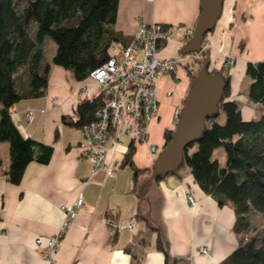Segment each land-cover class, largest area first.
<instances>
[{"label": "crops", "instance_id": "crops-1", "mask_svg": "<svg viewBox=\"0 0 264 264\" xmlns=\"http://www.w3.org/2000/svg\"><path fill=\"white\" fill-rule=\"evenodd\" d=\"M201 4V0H120L115 30L123 32L129 42L141 23L179 26L163 51L167 57L176 55L185 29L196 26ZM224 4L216 27L205 37L211 66H225L224 55L231 53L242 60L245 70L247 61L264 59V0H225ZM250 24L253 35L244 30ZM50 65L47 93L19 101L12 113L25 136L53 144L50 161L29 162L22 181L13 184L4 173L11 161L10 144L0 141V264H167L168 256L176 264H218L236 249L240 237L234 231V209L219 205L205 193L190 169L153 180L141 197L149 172L135 181L133 169L122 164L131 144L124 136L123 146L108 152L109 163L118 165L114 172L109 175L101 169L93 174L94 164L82 151V128L65 124L62 117L75 118L78 103L86 98L84 85L94 91L97 86L89 78L79 81L63 67ZM179 81H189L187 70L179 69L175 79L167 77L160 84V113L149 126V142L159 147L164 146L165 131L175 126L174 109L182 103L180 93H168ZM231 90V97L237 98L239 91ZM29 108L34 118H27ZM242 110L247 119L261 112L250 104ZM149 145H135L133 159L139 168L151 167ZM189 192L198 202L194 206ZM79 193L84 199L82 208L50 261L42 256L44 246L35 239L60 229L66 219L61 205L73 202ZM105 216L122 224L132 217L137 222L133 229L116 227L105 223ZM161 235L168 245L166 253L159 248Z\"/></svg>", "mask_w": 264, "mask_h": 264}, {"label": "trees", "instance_id": "trees-1", "mask_svg": "<svg viewBox=\"0 0 264 264\" xmlns=\"http://www.w3.org/2000/svg\"><path fill=\"white\" fill-rule=\"evenodd\" d=\"M119 1L24 0L21 5L20 0H0V141L10 144L11 161L4 173L13 184L22 181L29 162L47 163L54 152L53 144L21 132L13 120V107L19 101L47 93L51 62L82 81L113 55L112 44L127 45L123 32L115 30ZM46 37L56 44L51 62L45 59ZM244 46L241 41L240 47ZM245 73L250 78L247 97L260 105L259 115L249 119L243 115L242 104L231 97V75H226L228 83L219 111L208 115L202 137L184 152L185 163L200 188L219 205H231L237 215L234 231L240 237L239 243L218 264H264V222L258 227L252 220V213H259L264 221V59L247 61ZM104 99L102 93L82 99L76 117L64 115L63 122L82 127L93 119ZM221 113L226 115L223 122L219 121ZM171 133L172 129L165 131L164 145ZM221 146L227 159L224 164L213 158ZM135 150L131 142L122 164L133 169L137 181L140 174L150 173L151 167L135 164ZM164 176H156L155 180ZM158 244L166 253L162 235ZM166 263L176 264L169 256Z\"/></svg>", "mask_w": 264, "mask_h": 264}, {"label": "built area", "instance_id": "built-area-1", "mask_svg": "<svg viewBox=\"0 0 264 264\" xmlns=\"http://www.w3.org/2000/svg\"><path fill=\"white\" fill-rule=\"evenodd\" d=\"M180 28L160 22L141 23L127 45L112 44L113 55L90 72L88 78L97 86L96 90L84 85L82 92L88 98L98 93H102L105 98L95 111L93 119L81 127L85 141L82 151L94 164L93 174L101 169L109 175L114 172L118 165L109 163L108 152L113 147L123 146L124 136L135 145L149 143L150 155L152 158L158 157V145L149 142V126L160 113V84L164 78L175 79L176 76L173 75L177 74L181 64L188 66L203 51L206 52V45H203L199 52L185 55L178 53L168 57L163 55L164 49L175 36L174 33ZM193 31L194 28L185 29L181 44ZM228 58L226 63L236 62L233 57ZM172 91L173 89H169L168 93ZM179 112L178 106L174 109V117L177 118ZM26 116L28 119L34 118V111L27 109ZM188 198L191 204L198 203L192 192L188 193ZM83 202V195L79 193L73 202L62 204L66 219L60 229L51 236L36 237L37 245L44 246V251L41 252L44 258L50 261L55 259L62 236L69 230ZM103 219L105 223L116 227L127 226L131 229L135 228L137 222L136 217L123 224L115 218L105 216Z\"/></svg>", "mask_w": 264, "mask_h": 264}, {"label": "water", "instance_id": "water-1", "mask_svg": "<svg viewBox=\"0 0 264 264\" xmlns=\"http://www.w3.org/2000/svg\"><path fill=\"white\" fill-rule=\"evenodd\" d=\"M224 1L201 0V11L196 26L191 37L180 48L181 54L199 52L202 49L206 35L216 27L218 19L222 16ZM210 62L211 59L206 54L200 70L191 75L190 86L182 99L180 114L172 129L170 140L162 146L158 157L151 165L150 178L141 187V197L156 176L177 172L180 165L185 163L186 148L202 137L208 115H214L219 111L228 79L222 70L212 71ZM164 242L167 248L165 239Z\"/></svg>", "mask_w": 264, "mask_h": 264}, {"label": "rangeland", "instance_id": "rangeland-1", "mask_svg": "<svg viewBox=\"0 0 264 264\" xmlns=\"http://www.w3.org/2000/svg\"><path fill=\"white\" fill-rule=\"evenodd\" d=\"M21 2V5H23L24 4V0H20ZM175 26V25H174ZM176 27H178V26H176ZM253 25L252 24H250V25H248V28H245L244 30L245 31H247L248 33H249V35H253ZM194 28V27H193ZM176 33V32H175ZM175 33H174V35H175ZM191 37V36H190ZM190 37H188V38H186L185 40H184V42L182 43V44H180L181 46L180 47H182L184 44H185V42L190 38ZM181 42V41H180ZM241 43V42H240ZM203 45H205V40H204V42H203ZM55 47H56V44H55V42H54V40H52L50 37H46V41H45V43H44V51H46L45 52V59L47 60V61H50V58H51V56H52V53L53 52H55L54 50H55ZM241 48V47H240ZM206 54H208L209 55V57H210V54L208 53V51L206 50V52H202L198 57H197V59H194V60H192L191 61V64H188V66L187 65H184V64H181L180 66H179V69H183V70H189L188 72V78H189V81H187V82H183V81H179L178 83H177V86H176V88H175V90H180L181 91V95H182V97L184 96V94L186 93V92H188L187 90H188V88H189V86H190V78H191V75L192 74H194V73H196L198 70H200V67L202 66V60H203V58H204V56L206 55ZM229 55V56H228ZM228 57H230V58H234L237 62H235L234 64H231V62L230 63H226V65L224 66V69H223V73L225 74V75H233V78H234V82L231 80V89H232V87H234L235 89H237L239 92H237L238 94L236 95L237 96V98H238V100H239V102L242 104L241 105V107H245V106H247V104H250V105H252V107H253V109L257 112V110H259L260 108H259V106H257V105H255V104H253V103H251L250 101H249V99H248V97H247V95H248V85L250 84L249 82H250V78H249V76L245 73V70L243 69V63H242V60H240L239 58L237 59V57H235L233 54H231V53H227L226 55H224V60H226V61H228L227 59H229ZM210 59L212 60V58L210 57ZM191 65V66H190ZM212 64H211V62H210V68L211 69H213V70H216L217 68H213L212 66H211ZM192 67V68H191ZM191 68V69H190ZM178 69V70H179ZM219 69V68H218ZM173 76H176V75H173ZM236 91V90H235ZM172 93V92H171ZM170 93V94H171ZM161 103V102H160ZM246 104V105H245ZM179 107H181V104L179 105ZM176 108V107H175ZM225 116L226 115H224L223 113H221V115H220V117H219V121L220 122H223L224 121V119H225ZM178 118V117H177ZM177 118H176V116H175V120L177 121ZM176 121H175V124H176ZM175 127V126H174ZM173 127V128H174ZM150 135V134H149ZM158 153L161 151V149H162V147H159V145H158ZM196 147H194V148H192L191 149V152L195 149ZM225 148L223 147V146H221V147H219V149H216L215 151H214V154H213V158H218V159H220L219 161L221 162V164H224L225 163V160H227L226 159V154H225V150H224ZM152 156V155H151ZM154 160H155V158H152V164H153V162H154ZM151 164V165H152ZM128 171L130 170V168H126ZM184 169H189V166L186 164V163H182L181 165H180V167H179V169L177 170L178 172H182V171H184ZM191 205H193V204H191ZM194 206V205H193ZM252 220H253V224L255 225V226H258V227H262V225H263V216L261 215V214H259V213H252Z\"/></svg>", "mask_w": 264, "mask_h": 264}, {"label": "flooded vegetation", "instance_id": "flooded-vegetation-1", "mask_svg": "<svg viewBox=\"0 0 264 264\" xmlns=\"http://www.w3.org/2000/svg\"><path fill=\"white\" fill-rule=\"evenodd\" d=\"M181 48V47H180ZM176 93L178 94V93H181V91L179 90H175V89H173V91H172V93L171 94H173V95H176ZM185 95V94H184ZM181 97H182V95H181ZM184 97V96H183ZM183 99V98H182Z\"/></svg>", "mask_w": 264, "mask_h": 264}]
</instances>
